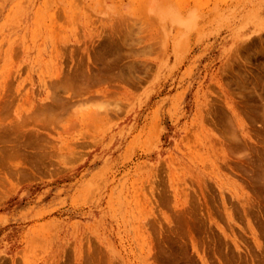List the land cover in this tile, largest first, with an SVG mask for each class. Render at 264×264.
Here are the masks:
<instances>
[{"label": "rangeland", "instance_id": "374dc122", "mask_svg": "<svg viewBox=\"0 0 264 264\" xmlns=\"http://www.w3.org/2000/svg\"><path fill=\"white\" fill-rule=\"evenodd\" d=\"M0 264H264V0H0Z\"/></svg>", "mask_w": 264, "mask_h": 264}, {"label": "bare ground", "instance_id": "6f19581e", "mask_svg": "<svg viewBox=\"0 0 264 264\" xmlns=\"http://www.w3.org/2000/svg\"><path fill=\"white\" fill-rule=\"evenodd\" d=\"M184 40V39H183ZM20 129V128H19ZM32 131V130H31Z\"/></svg>", "mask_w": 264, "mask_h": 264}]
</instances>
